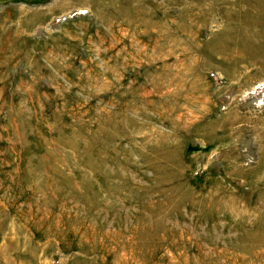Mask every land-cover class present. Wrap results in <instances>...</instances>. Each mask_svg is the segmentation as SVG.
I'll use <instances>...</instances> for the list:
<instances>
[{
  "label": "rangeland",
  "instance_id": "1",
  "mask_svg": "<svg viewBox=\"0 0 264 264\" xmlns=\"http://www.w3.org/2000/svg\"><path fill=\"white\" fill-rule=\"evenodd\" d=\"M0 264H264V0H0Z\"/></svg>",
  "mask_w": 264,
  "mask_h": 264
},
{
  "label": "bare ground",
  "instance_id": "2",
  "mask_svg": "<svg viewBox=\"0 0 264 264\" xmlns=\"http://www.w3.org/2000/svg\"><path fill=\"white\" fill-rule=\"evenodd\" d=\"M127 45V44H126ZM125 49V48H124Z\"/></svg>",
  "mask_w": 264,
  "mask_h": 264
}]
</instances>
